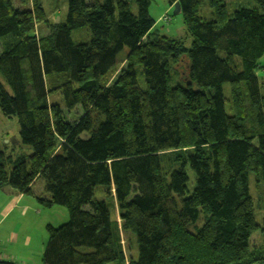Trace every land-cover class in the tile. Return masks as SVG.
Masks as SVG:
<instances>
[{"label": "trees", "instance_id": "trees-1", "mask_svg": "<svg viewBox=\"0 0 264 264\" xmlns=\"http://www.w3.org/2000/svg\"><path fill=\"white\" fill-rule=\"evenodd\" d=\"M171 1L190 47L152 31V0H68L66 22L42 38L43 0H0V110L18 118L20 142L33 149L16 160L0 150V188L34 194L41 178L38 202L70 213L47 225L44 264H125L122 230L139 247L129 264H264V244L251 243L263 227L249 184L255 173L264 188V0L232 13L228 0ZM81 27L91 39L76 43ZM182 62L188 86L171 80ZM63 106L83 113L69 121ZM163 160L182 164L165 171Z\"/></svg>", "mask_w": 264, "mask_h": 264}, {"label": "rangeland", "instance_id": "rangeland-1", "mask_svg": "<svg viewBox=\"0 0 264 264\" xmlns=\"http://www.w3.org/2000/svg\"><path fill=\"white\" fill-rule=\"evenodd\" d=\"M16 5L21 4L20 0H14ZM229 11L232 13L238 7H252L255 6L256 3L252 0H228ZM174 3L171 0H152L150 5V14L156 20L155 26L152 29L154 32H158L160 35H167L173 38H181L186 42V46L190 47L192 44L191 37L188 36L187 27L184 23L183 15L174 14ZM44 10L46 14V20L39 23L37 25V35L39 37H48L51 34V29L55 23L66 22L67 13H68V0H43ZM132 11L136 14L138 12V5L136 2L131 1ZM203 14L207 18L212 17V10L208 5L202 8ZM165 15H167L170 19H166ZM72 38L77 43L86 42L91 39V32L88 27H81L72 31ZM6 39H0V50L3 47ZM237 60L240 61V58L237 57ZM188 61V58H187ZM262 64V68L258 69L257 75L259 76V80L261 85L264 87V56L260 60ZM124 62L118 64L117 72L124 66ZM183 67V68H182ZM187 69V65L185 62H182L181 65H175L171 67V80L173 85H183L188 86V81L185 77V72ZM139 81L143 84V76L141 71L139 70ZM193 88L199 89L197 84H193ZM223 90L225 97L227 99L226 102V110L229 114L232 113L231 109V85L229 82H225L223 84ZM52 99H56V101L63 100V96L60 94H55L51 96ZM63 110L67 120L74 121L78 119L82 113V107L78 106L74 111L68 112L63 106ZM0 150L6 152L7 155H11L12 159L16 160L21 155H27L32 152L31 146L25 145L20 142V124L19 120L15 116H7L0 110ZM182 164V161H175L172 165L168 164V161L163 160L162 165L165 171H169L171 167L173 169H177ZM10 164L8 165V169H10ZM185 170L189 176L188 181V193H192L196 185V174L194 170L190 167V164H186ZM249 184L250 191L254 198L255 203V214L257 221L262 225V229L255 232L252 236L251 243L256 245L264 244V188L262 186L257 185L255 173H251L249 175ZM43 185L45 186L44 180L38 178L33 185L34 196L44 195L43 193ZM106 189V188H105ZM101 188L98 190L97 196L105 197L106 190ZM108 193V203L111 202L113 205V215L116 217V220L122 224L119 205L114 196V189L110 188ZM30 194V195H32ZM37 195V196H36ZM4 195H0V204L3 202ZM28 200V199H25ZM29 201V200H28ZM40 206V203H37ZM40 204V205H39ZM110 204V203H109ZM40 211L32 210L22 213L26 218L23 220L24 225L19 228V233L23 234L28 229L31 232H47V225L53 224L58 227L64 223H66L70 218V213L67 207L63 205H55L50 208H46L44 206H40ZM43 207V208H42ZM36 216H35V215ZM38 215V216H37ZM20 217V216H19ZM16 218V212H14L8 219L12 221H20L21 219ZM43 221L42 229L40 230L37 226L39 220ZM122 228V227H121ZM122 243L124 246L126 262L125 264H129V260L132 256H137L138 254V244L137 238L135 234L130 233L129 231L122 230ZM84 251H90L89 247H83ZM114 264V263H112Z\"/></svg>", "mask_w": 264, "mask_h": 264}, {"label": "crops", "instance_id": "crops-1", "mask_svg": "<svg viewBox=\"0 0 264 264\" xmlns=\"http://www.w3.org/2000/svg\"><path fill=\"white\" fill-rule=\"evenodd\" d=\"M0 195L5 196L0 204V263L44 264L43 253L48 237L47 232H31L27 229L25 233H19L22 225L26 227L23 223L26 217L22 213L30 210L40 211L41 205L38 206L37 197L34 196L35 194L19 193L10 187L0 188ZM14 212H16V218L20 216V221L8 219ZM43 224L42 219L37 223L40 230Z\"/></svg>", "mask_w": 264, "mask_h": 264}, {"label": "water", "instance_id": "water-1", "mask_svg": "<svg viewBox=\"0 0 264 264\" xmlns=\"http://www.w3.org/2000/svg\"><path fill=\"white\" fill-rule=\"evenodd\" d=\"M182 12L181 4L179 1L174 3V14H180Z\"/></svg>", "mask_w": 264, "mask_h": 264}, {"label": "built area", "instance_id": "built-area-1", "mask_svg": "<svg viewBox=\"0 0 264 264\" xmlns=\"http://www.w3.org/2000/svg\"><path fill=\"white\" fill-rule=\"evenodd\" d=\"M165 18H166V19H170L167 15H165Z\"/></svg>", "mask_w": 264, "mask_h": 264}]
</instances>
